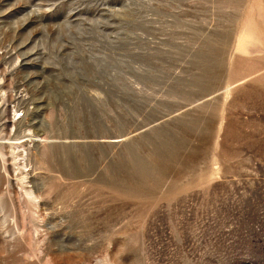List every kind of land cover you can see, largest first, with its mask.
Listing matches in <instances>:
<instances>
[{"label":"rangeland","instance_id":"obj_1","mask_svg":"<svg viewBox=\"0 0 264 264\" xmlns=\"http://www.w3.org/2000/svg\"><path fill=\"white\" fill-rule=\"evenodd\" d=\"M0 264H264V0H0Z\"/></svg>","mask_w":264,"mask_h":264},{"label":"bare ground","instance_id":"obj_2","mask_svg":"<svg viewBox=\"0 0 264 264\" xmlns=\"http://www.w3.org/2000/svg\"><path fill=\"white\" fill-rule=\"evenodd\" d=\"M149 161H150V159L149 158H142L141 159V163H139L140 165H139V168L141 169V170H145L146 168H147V166H148V163H149ZM67 162V161H66ZM134 164V163H133ZM68 165H70L73 169L75 168L74 166V164H72V163H68ZM142 188H143V184L141 183V184H139V185H137V186H133L132 187V190H134L135 192H140L141 190H142ZM32 192V191H31Z\"/></svg>","mask_w":264,"mask_h":264}]
</instances>
